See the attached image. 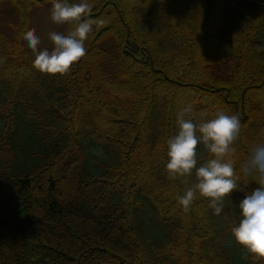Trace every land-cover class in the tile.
Wrapping results in <instances>:
<instances>
[{
	"label": "trees",
	"instance_id": "16d2710c",
	"mask_svg": "<svg viewBox=\"0 0 264 264\" xmlns=\"http://www.w3.org/2000/svg\"><path fill=\"white\" fill-rule=\"evenodd\" d=\"M90 3L86 55L49 76L21 33L52 0H0V264H193L196 250L257 264L232 237L231 203L219 216L204 199L178 204L192 179H169L165 141L186 104L196 123L235 114L232 202L258 187L240 167L264 142V0Z\"/></svg>",
	"mask_w": 264,
	"mask_h": 264
},
{
	"label": "clouds",
	"instance_id": "9594fccd",
	"mask_svg": "<svg viewBox=\"0 0 264 264\" xmlns=\"http://www.w3.org/2000/svg\"><path fill=\"white\" fill-rule=\"evenodd\" d=\"M90 0H52L51 21L55 24H70L67 34L50 32L51 49H40L41 40L34 31L21 33L23 46L34 53L33 68L43 75L63 76L69 73L87 53L85 43L94 31ZM103 24L104 21L98 20ZM192 104L183 106L176 115L178 131L165 141V170L170 178L192 179L178 204L185 211L195 200L205 199L214 215L225 211V202L238 210V222L231 228L235 242L257 264H264V142L255 144L240 167L245 176L255 177L258 187L246 193L235 204L231 195L238 192L237 170L234 167V145L239 139L241 122L237 115L217 111L213 118L202 116L194 122ZM209 153V159L199 163L197 146Z\"/></svg>",
	"mask_w": 264,
	"mask_h": 264
},
{
	"label": "rangeland",
	"instance_id": "374dc122",
	"mask_svg": "<svg viewBox=\"0 0 264 264\" xmlns=\"http://www.w3.org/2000/svg\"><path fill=\"white\" fill-rule=\"evenodd\" d=\"M50 9H51V6H42V7L36 8L30 16L29 26H28L29 31H34L36 33V35L40 37V40H41L40 48H50L51 49L52 42L49 39V33L50 32L61 33V30L63 29V24H55L51 21ZM134 71H135V73H137L136 76L138 78L143 79L145 81L146 74H144L143 71H138L136 69H134ZM21 74H24V72H21ZM158 88H161V86H159ZM211 101L206 99L207 104H211ZM243 139H244L245 143L247 144V141H249V138H247L246 136L243 135ZM255 143H254V145H255ZM247 146H248V144H247ZM251 148L248 147V150L250 151ZM157 162H158L157 160L150 161L149 165H148V167H150L149 169H151V167H154V166L156 167L158 165ZM169 179H172V178L169 177ZM163 183H165V182L163 181ZM165 184H166V185H164L165 187L169 186V182H167ZM178 210H181V208H178ZM196 246H197V244L195 243V248H197ZM175 250H177V248ZM175 250H173V251H175ZM201 253L202 252L197 251V250L194 251L193 255H194L195 261L193 262V264H198V263L199 264H210V262H208L207 259L201 257L203 255Z\"/></svg>",
	"mask_w": 264,
	"mask_h": 264
}]
</instances>
